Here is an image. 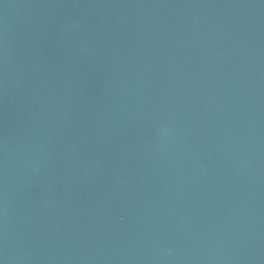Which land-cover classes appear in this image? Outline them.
<instances>
[{
    "label": "water",
    "instance_id": "obj_1",
    "mask_svg": "<svg viewBox=\"0 0 264 264\" xmlns=\"http://www.w3.org/2000/svg\"><path fill=\"white\" fill-rule=\"evenodd\" d=\"M0 264H264V0H0Z\"/></svg>",
    "mask_w": 264,
    "mask_h": 264
}]
</instances>
